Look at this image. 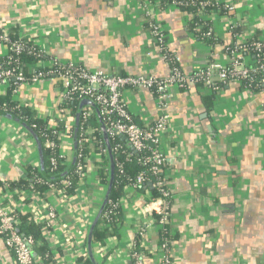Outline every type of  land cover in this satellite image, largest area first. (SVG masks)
Returning a JSON list of instances; mask_svg holds the SVG:
<instances>
[{
	"label": "crops",
	"instance_id": "crops-1",
	"mask_svg": "<svg viewBox=\"0 0 264 264\" xmlns=\"http://www.w3.org/2000/svg\"><path fill=\"white\" fill-rule=\"evenodd\" d=\"M220 2L233 11L211 16L213 42L196 36L191 13L162 0H0V29L41 50L43 56L28 63L33 68L48 66L54 57L111 74L164 77L169 64L151 42L146 10L165 31L184 73L210 61L227 64L226 45L250 38L264 43V0ZM169 94L170 120L158 141L169 193L165 223L171 264H264V89L252 92L229 81L213 91L189 83L170 86ZM122 98L137 125L156 121L160 112L150 89L125 88ZM12 99L50 126H62L58 152L61 164L70 167L76 153L72 130L78 124L59 109L58 80L21 84ZM100 159L98 153L89 154L73 193L63 195L58 187H49L44 196L10 189L9 182L21 178L27 165L39 168L40 160L32 134L0 114V184L6 186L0 203L48 227L43 236L49 264H77L78 257L88 256L89 229L107 187L97 175ZM123 191L117 230L103 243L91 235L92 258L97 264H131L137 242L143 264H155L162 256L157 221L162 199L153 198L149 189L126 186ZM0 264H15L1 237Z\"/></svg>",
	"mask_w": 264,
	"mask_h": 264
},
{
	"label": "built area",
	"instance_id": "built-area-1",
	"mask_svg": "<svg viewBox=\"0 0 264 264\" xmlns=\"http://www.w3.org/2000/svg\"><path fill=\"white\" fill-rule=\"evenodd\" d=\"M163 4L178 9L194 6L200 18L194 23L193 29L197 34L196 36L200 39L214 36L210 18L216 13L213 10L206 13L208 8L217 6V12L220 9H224L226 13L233 11L232 5L222 4L220 0H164ZM145 15L151 42L162 58L169 64V73L164 77L111 74L102 70H90L73 62L62 63L54 57L49 59V65L46 67L33 68V66L27 64L28 75H25L12 56L20 53L25 48L26 38H13L6 28H1L0 46L4 50L2 49L3 52L1 51L2 53L0 54V86L6 88L12 84L14 86L12 92L15 94L21 84H35L42 79L55 78L60 85V102L73 98L81 100L86 97L95 104L97 111L91 106L84 107L82 112L83 121L80 125L82 134L90 133L93 130L88 120L96 112L105 127L106 134L112 138L124 137L130 148L128 155H131L132 152L145 154L144 156H139L137 160L143 164L151 163L146 172L154 174L165 162L164 155L159 147L158 136L167 129L170 120L166 110L170 95L169 87L174 85L178 88H183L189 83H200L202 86L217 91L227 82L234 81L242 84L252 92L261 88V86L263 89L264 43L257 38H250L242 42L226 45L224 51L228 56L227 64L210 61L202 68H198L191 73H184L175 64L177 59L173 52L169 50L167 35L154 19L153 13L150 10H146ZM37 50V55L42 57L43 53L41 50L39 48ZM251 52H254V59L251 60L253 64L249 65L248 60H250ZM141 87L148 88L154 93L160 112L156 121L147 126H139L133 121L131 113L122 98V92L125 88ZM4 106L6 104L1 102L0 109H3ZM51 129H55V126H51ZM44 146L51 150L57 148L56 143L50 139L45 140ZM112 151L115 156H118L121 151L120 146L115 145ZM81 157L82 154L77 153V158L80 159ZM50 161L51 172L58 161L53 155L50 156ZM118 167V171L121 172L120 164H118ZM84 169L85 165L80 160L75 163L74 174L78 177V180L83 176ZM146 172L143 171L132 178L129 186L138 188L148 179ZM70 183L68 178L63 179L60 184L61 188L57 189L65 195L66 193L62 188L69 186ZM153 184L161 192L162 204L158 211V222L163 224L167 219L169 193L166 188L162 187V180H156ZM50 187H56V185L50 184ZM5 188L6 186L0 184V196ZM108 203L109 210L105 213L106 218L109 213L115 212L118 208V202L109 201ZM48 217L50 220H55V212L49 210ZM17 222L15 212L4 208L0 203V237L12 253L15 264H35L32 249L33 239L31 236H25L17 230ZM159 247L162 256L155 264H171L169 242L163 240ZM130 258L131 264H143V256L141 252L136 250L134 245Z\"/></svg>",
	"mask_w": 264,
	"mask_h": 264
},
{
	"label": "trees",
	"instance_id": "trees-1",
	"mask_svg": "<svg viewBox=\"0 0 264 264\" xmlns=\"http://www.w3.org/2000/svg\"><path fill=\"white\" fill-rule=\"evenodd\" d=\"M216 8L218 7L214 6L208 8L206 13H209L211 10H213L215 13L225 12L224 9H220L219 12H217ZM180 9L189 12L193 15V18L190 22V25L193 29L194 23L200 18V16L196 13V8L194 6H189L186 8L182 7ZM10 35L13 38L16 37L13 32L12 34L10 33ZM213 37L214 36H210L201 40H208L210 42H213ZM37 53V46L32 41L26 40L25 48L20 53L16 55L14 54L12 58L15 62L19 64L20 70L25 75H28L26 65L31 62H37V60L41 58L37 55ZM253 53L254 52H251L250 60H248L249 65L253 64V61L251 62V60L254 59ZM175 64L179 67L177 60H175ZM194 84L201 86L200 83ZM187 85L188 84H186L185 87ZM13 89L14 86L10 84L8 87L5 88V92L3 94H0V103L4 102L6 104L3 109H0V112L3 111L12 116H16L21 121H23L31 129V131H33V133L41 143L43 171L35 166L27 165L24 175L16 181L9 182V188L19 190H32L39 193V195L44 196L45 192L49 189L50 184H54L56 185V187L61 188V181L63 179L68 178L71 182L70 185L63 187L62 189H64L66 194L73 193L77 187L78 182V177L74 174L75 163L80 160L85 165L87 162V158L91 152L100 154L101 159L99 160L100 162L97 163L99 165L97 169V175L100 178V181L107 186L112 177L111 189L109 192L108 200L92 230L93 241L103 243L104 239H106L108 236L113 235L116 232L118 223L121 220L119 207L115 210V212L109 213L106 218L105 213L109 210L108 202H118L119 198L124 192V188L130 185L131 179L143 171H148L151 163L143 164L137 160L139 156L141 157L145 155L143 153L141 154L132 152L131 155H128V152L130 151L129 145L127 144L126 140L122 139L121 137L112 138L106 134L107 138L105 139L101 129L102 121L100 120V117L97 115L96 112H94V114L88 120V123L93 130L90 133L82 134L80 131V125L83 121V106L80 110L79 121L76 127L77 129L76 131L74 129L72 130V138L76 143L75 160L70 167L65 168L63 164L59 162L62 161V157H59L60 155L58 152V132L60 128H62V126L57 125L55 126V129H51V126L49 125L46 119L34 115L33 111L25 105H18L16 101L12 99L14 95L12 92ZM259 89H262V86ZM207 100L209 102L210 99L207 97ZM79 101L80 99L78 98L63 100L59 103V109L63 112L68 111L70 114L76 117ZM46 139L54 141L57 145V148L51 150L45 147L44 143ZM115 145L120 146L121 151L118 156H115L114 152L112 151V148ZM77 153L82 154V157L80 159L77 158ZM52 155L58 162L55 168L50 172V156ZM118 164H120L121 166V172L118 171ZM163 168L164 165L160 166L159 170L154 174L146 172L148 174V179L140 186H138V188L149 189L152 193L153 198H161V192L156 186H154L153 183L156 180H162V187L166 188ZM15 214L18 220L16 225L17 230L25 236H31L33 239L34 244L32 246V249L34 253L35 264H49L52 259L50 251L43 236V231L47 230L48 227L44 223L37 222L28 213L20 214L18 212H15ZM158 219L159 216H157V221ZM159 226L160 243L163 240H167L169 242L170 235L168 234L167 223L160 224ZM134 246L136 250L140 252V248L137 242H135ZM76 263L93 264L88 256L78 257Z\"/></svg>",
	"mask_w": 264,
	"mask_h": 264
},
{
	"label": "water",
	"instance_id": "water-1",
	"mask_svg": "<svg viewBox=\"0 0 264 264\" xmlns=\"http://www.w3.org/2000/svg\"><path fill=\"white\" fill-rule=\"evenodd\" d=\"M83 106H91V107H93L96 110L95 104L91 101V99L86 98V97L85 98H82L79 101V105H78V111H77V114H76V124H78L79 116H80V110H81V108ZM0 114L6 116L8 118H11L12 120L18 122L19 124H21L22 126H24L32 134V136L35 138V140L37 142V148H38L39 160H40V162H39V165H40L39 168L43 171V167H42V159H43V157H42L41 143L37 139V137L35 136V134L33 133V131H31V129L23 121H21L19 118H17L16 116H12V115L7 114L6 112H3V111H1ZM101 129H102V133L104 135V138L106 139L107 138V135H106V132H105L104 125L101 126ZM111 182H112V177H111V179H110V181H109V183H108V185L106 187V191H105L104 197H103V199L101 201V204H100V206L98 208L97 214H96V216H95V218H94V220H93V222H92V224L90 226L89 233H88V241H87L88 249H87V251H88V256H89V258H90V260H91V262L93 264H97V263H95V261L92 258V255H91L90 244H91L92 230H93V227H94L96 221L98 220L100 214L102 213L103 208L105 207V204H106V202L108 200L109 192H110V189H111Z\"/></svg>",
	"mask_w": 264,
	"mask_h": 264
}]
</instances>
